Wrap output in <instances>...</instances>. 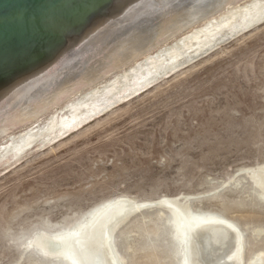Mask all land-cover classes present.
Here are the masks:
<instances>
[{
	"label": "rangeland",
	"instance_id": "obj_1",
	"mask_svg": "<svg viewBox=\"0 0 264 264\" xmlns=\"http://www.w3.org/2000/svg\"><path fill=\"white\" fill-rule=\"evenodd\" d=\"M162 69L146 86L138 76L81 121L0 158V264H82L73 247L49 250L53 241L45 248L36 238H82L119 197L143 207L111 227L118 264L182 263L185 244L173 253L165 197L194 215L233 221L241 264L264 256V13ZM123 74L0 140V150Z\"/></svg>",
	"mask_w": 264,
	"mask_h": 264
},
{
	"label": "water",
	"instance_id": "obj_2",
	"mask_svg": "<svg viewBox=\"0 0 264 264\" xmlns=\"http://www.w3.org/2000/svg\"><path fill=\"white\" fill-rule=\"evenodd\" d=\"M248 0H0V140Z\"/></svg>",
	"mask_w": 264,
	"mask_h": 264
},
{
	"label": "bare ground",
	"instance_id": "obj_3",
	"mask_svg": "<svg viewBox=\"0 0 264 264\" xmlns=\"http://www.w3.org/2000/svg\"><path fill=\"white\" fill-rule=\"evenodd\" d=\"M263 13L264 0H248L242 3L184 36L177 44L163 48L156 54L145 58L146 63L143 66L140 67V63H136V67L134 66L135 68L128 71V73L124 70L126 74H123L121 78L118 77L111 83L105 84L102 89H100L101 87L93 89L94 91L83 100L67 106L69 110L64 117L59 118L56 115L46 127L41 128L35 125L18 137L11 136L8 140L11 143L6 146L7 150L6 148L0 150V158L6 153L23 151L26 146L31 145L40 137H49L51 133L55 132L56 127H70L72 123L81 121L82 115L87 117L88 113L95 112L120 87L130 85L129 81L136 80L138 76H141L144 82L139 84L140 87L146 86L145 79L148 74L159 73L163 70L164 65L177 63L180 59L182 60L185 56H188L189 53L198 52L207 44L220 39L232 30L238 29L241 24L250 25L260 20ZM254 177H257V175H254ZM261 185L263 186V181ZM159 203L170 210V217H172L171 220L174 223L173 240L175 242L173 253L178 255L181 252V244H185L184 259L181 264H241L242 234L236 225L232 223L233 221L230 222L221 215V217L205 215L202 212L199 215H194L190 210L191 207H182L179 200L175 198L165 197L159 200ZM142 207L143 204L132 199L119 197L108 202L106 208L88 226L82 238L68 242L64 240L54 241L45 236H39L36 240L43 247L46 246L47 239L53 241V248L49 250H58L62 246L73 247L79 254L82 264H118L110 246L111 227L117 221L123 219V216H128V212L125 213L124 211L140 210ZM90 216L91 213L84 217L88 219ZM66 259L68 264L74 263L72 258L67 257ZM254 264H264V256L258 258Z\"/></svg>",
	"mask_w": 264,
	"mask_h": 264
}]
</instances>
